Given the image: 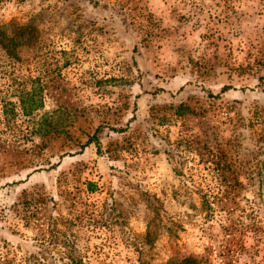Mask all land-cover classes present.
Returning <instances> with one entry per match:
<instances>
[{
    "label": "rangeland",
    "instance_id": "rangeland-1",
    "mask_svg": "<svg viewBox=\"0 0 264 264\" xmlns=\"http://www.w3.org/2000/svg\"><path fill=\"white\" fill-rule=\"evenodd\" d=\"M0 264H264V0H0Z\"/></svg>",
    "mask_w": 264,
    "mask_h": 264
},
{
    "label": "trees",
    "instance_id": "trees-1",
    "mask_svg": "<svg viewBox=\"0 0 264 264\" xmlns=\"http://www.w3.org/2000/svg\"><path fill=\"white\" fill-rule=\"evenodd\" d=\"M26 29H19V34L9 35L4 30H0V46L4 48L8 55L12 58H16L20 51L18 47L31 45V38L29 34L23 33Z\"/></svg>",
    "mask_w": 264,
    "mask_h": 264
}]
</instances>
